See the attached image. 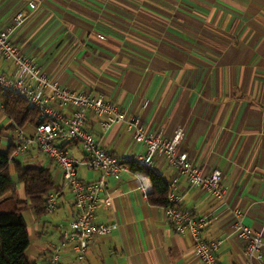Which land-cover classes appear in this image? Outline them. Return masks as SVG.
<instances>
[{
	"label": "crops",
	"instance_id": "crops-1",
	"mask_svg": "<svg viewBox=\"0 0 264 264\" xmlns=\"http://www.w3.org/2000/svg\"><path fill=\"white\" fill-rule=\"evenodd\" d=\"M18 14L25 21L11 32L10 42L35 59L51 81L102 98L167 140L183 131L178 151L204 174L219 171L224 196L216 198L180 176L179 206L207 220L203 240L222 242L218 264H245L244 244L232 235L235 209L264 243V0H0V28L12 26ZM13 71L0 59V74L11 77ZM72 110L60 108L67 117ZM10 124L5 109L0 110L4 153L13 145ZM86 125L116 157L146 152L124 123L105 130L87 113ZM23 131L32 135L34 128ZM65 148L83 160L80 144ZM16 158L48 168L58 189L53 213L38 217L31 208L23 213L30 240L27 259L46 264L71 231L72 194L59 166L36 145ZM154 170L168 183L176 177L161 158ZM78 177L92 182L101 173L79 167ZM106 181L94 222L111 226V232L95 239L82 260L74 252L77 241H71L62 248L60 264H204L192 238L175 232L164 208L149 204L130 169L120 181ZM16 182L17 199L25 201L24 187Z\"/></svg>",
	"mask_w": 264,
	"mask_h": 264
},
{
	"label": "built area",
	"instance_id": "built-area-1",
	"mask_svg": "<svg viewBox=\"0 0 264 264\" xmlns=\"http://www.w3.org/2000/svg\"><path fill=\"white\" fill-rule=\"evenodd\" d=\"M24 21V16L18 14L12 26L0 28V59L14 67L11 77L0 74V87L26 99L32 107L37 108L40 111V121L32 135H27L21 128L15 129L11 159L24 155L31 146L36 145L42 154L59 166L64 186L72 194L74 207V219L70 222L71 231L63 234L61 244L49 254L46 264H60L62 248L71 241H77L74 248L77 259H84L92 242L107 236L112 230L111 226L94 222L101 195L107 191L106 179L120 181L122 175L129 171L128 163H135L146 170H154L157 158L165 160L176 174L168 183L169 207L165 208L167 220L176 233L187 234L192 238L195 254L204 264H218L217 252L222 242L208 243L201 238V231L208 222L205 218H194L189 211L179 206L183 197L177 192V183L178 177L186 176L191 186L202 188L216 198H223L222 174L219 171L204 174L191 162L187 153L178 151L179 144L173 145L175 136L172 140H167L161 132H147L137 116L119 111L102 98L75 93L51 81L35 59L21 55L10 42L11 32L22 26ZM100 39H103V36H100ZM61 107L74 108L71 116H63ZM0 110L4 112L1 103ZM87 113L99 119L105 130L115 123H124L132 139L138 145L144 146L146 152L133 158H120L110 154L88 131ZM70 144L82 146L83 160H77L63 148ZM79 167H85L91 172H100L101 178L85 182L78 177ZM138 174L142 173H134L137 188L144 195L150 194L151 189L144 191L136 179ZM106 203L111 204V198L108 197ZM56 205L57 194L48 195L45 212L53 213ZM232 235L244 244L245 264H264V243L261 236L244 224L243 214L238 209L233 211Z\"/></svg>",
	"mask_w": 264,
	"mask_h": 264
},
{
	"label": "trees",
	"instance_id": "trees-1",
	"mask_svg": "<svg viewBox=\"0 0 264 264\" xmlns=\"http://www.w3.org/2000/svg\"><path fill=\"white\" fill-rule=\"evenodd\" d=\"M0 102L6 116L13 122L8 127L10 130L35 128L38 125L40 111L32 107L26 99L0 87ZM13 151L12 147L8 152H2L0 142V200L11 196L18 201L13 174L23 185L26 200L18 201V207L11 212L0 213V264H30L26 256L30 240L23 213L31 208L38 217L43 215L47 196L57 193L58 189L48 168L25 164L16 157L11 159ZM127 165L132 173L140 172L151 178L152 192L147 196L149 204L164 209L169 207L168 182L162 175L135 163Z\"/></svg>",
	"mask_w": 264,
	"mask_h": 264
},
{
	"label": "clouds",
	"instance_id": "clouds-1",
	"mask_svg": "<svg viewBox=\"0 0 264 264\" xmlns=\"http://www.w3.org/2000/svg\"><path fill=\"white\" fill-rule=\"evenodd\" d=\"M183 137V131L178 129L175 133V137L172 141L173 145H177L181 142ZM136 179L141 183V186L144 191H148L152 187L151 178L144 174H138Z\"/></svg>",
	"mask_w": 264,
	"mask_h": 264
},
{
	"label": "rangeland",
	"instance_id": "rangeland-1",
	"mask_svg": "<svg viewBox=\"0 0 264 264\" xmlns=\"http://www.w3.org/2000/svg\"><path fill=\"white\" fill-rule=\"evenodd\" d=\"M5 149V145H3L2 151ZM14 182L17 184V188L20 189V184L16 182L14 178ZM19 201V200H18ZM18 201L11 196H7L0 200V213H8L13 211L18 207Z\"/></svg>",
	"mask_w": 264,
	"mask_h": 264
}]
</instances>
